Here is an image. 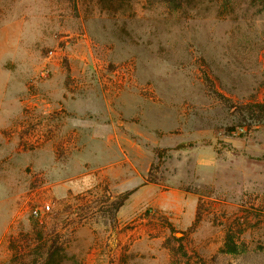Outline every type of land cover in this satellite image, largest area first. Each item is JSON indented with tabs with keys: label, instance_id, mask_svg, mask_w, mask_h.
I'll return each instance as SVG.
<instances>
[{
	"label": "rangeland",
	"instance_id": "rangeland-1",
	"mask_svg": "<svg viewBox=\"0 0 264 264\" xmlns=\"http://www.w3.org/2000/svg\"><path fill=\"white\" fill-rule=\"evenodd\" d=\"M129 1L59 0L16 134L76 163L31 175L0 264H264V122L235 107L264 102L263 4Z\"/></svg>",
	"mask_w": 264,
	"mask_h": 264
},
{
	"label": "clouds",
	"instance_id": "clouds-1",
	"mask_svg": "<svg viewBox=\"0 0 264 264\" xmlns=\"http://www.w3.org/2000/svg\"><path fill=\"white\" fill-rule=\"evenodd\" d=\"M62 14L59 0H0V230L15 218L16 197L30 189L32 174L60 185L58 178L75 167L76 162L58 161L48 150H22L16 134L25 119L28 84ZM28 217L19 218L18 229L30 230Z\"/></svg>",
	"mask_w": 264,
	"mask_h": 264
},
{
	"label": "trees",
	"instance_id": "trees-1",
	"mask_svg": "<svg viewBox=\"0 0 264 264\" xmlns=\"http://www.w3.org/2000/svg\"><path fill=\"white\" fill-rule=\"evenodd\" d=\"M129 0H118L119 2V9H124L125 6H127V2ZM149 1V3H161L163 4L169 11H185V10H196L198 7V5H203L202 0H147ZM229 0H209V3L213 4L214 7L219 8L220 6L223 8L228 7L227 3ZM233 2V4H235L236 0H231ZM252 2H258L263 4L264 6V0H251ZM108 0H102V7L105 5H107ZM130 2V1H129ZM126 9V8H125ZM124 9V10H125ZM229 101L230 100H226ZM228 103V102H227ZM232 106L233 104H228V106ZM237 112L239 113V115H241L242 117V121L244 123H250L249 126H251L252 124H260L262 122H264V102H249L246 104H240L238 106H235ZM228 131L230 133H234L236 131V128H228ZM184 146H178L177 149L183 148ZM162 155H158V158H161ZM128 198V196H124V198L116 205V208H120L124 201ZM36 217L39 216L35 215ZM55 257V253L51 252L49 254V262H51L53 260V258Z\"/></svg>",
	"mask_w": 264,
	"mask_h": 264
},
{
	"label": "built area",
	"instance_id": "built-area-1",
	"mask_svg": "<svg viewBox=\"0 0 264 264\" xmlns=\"http://www.w3.org/2000/svg\"><path fill=\"white\" fill-rule=\"evenodd\" d=\"M38 214H39V213L36 211V212H35V215H38Z\"/></svg>",
	"mask_w": 264,
	"mask_h": 264
}]
</instances>
